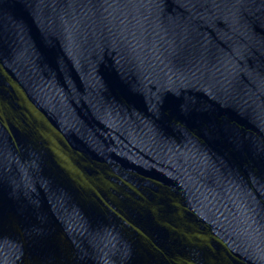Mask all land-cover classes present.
Returning a JSON list of instances; mask_svg holds the SVG:
<instances>
[{"label": "water", "instance_id": "water-1", "mask_svg": "<svg viewBox=\"0 0 264 264\" xmlns=\"http://www.w3.org/2000/svg\"><path fill=\"white\" fill-rule=\"evenodd\" d=\"M0 264H264V0H0Z\"/></svg>", "mask_w": 264, "mask_h": 264}]
</instances>
